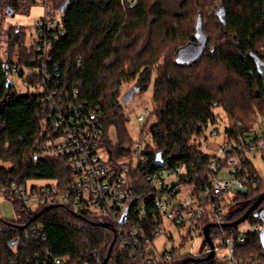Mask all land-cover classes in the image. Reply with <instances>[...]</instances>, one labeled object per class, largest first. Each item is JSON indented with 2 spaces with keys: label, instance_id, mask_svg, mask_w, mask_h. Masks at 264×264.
Masks as SVG:
<instances>
[{
  "label": "trees",
  "instance_id": "1",
  "mask_svg": "<svg viewBox=\"0 0 264 264\" xmlns=\"http://www.w3.org/2000/svg\"><path fill=\"white\" fill-rule=\"evenodd\" d=\"M65 1L51 0L61 15L64 35L50 51L47 69L52 81L48 86L59 95L75 91L82 116L98 114L94 125L110 161L128 158L133 145L119 102L121 87L132 83L143 94L153 85L156 123L146 151V168L134 171L129 220L139 222L134 207L151 191L145 176L162 169L155 166L158 157L168 167H184L181 182L198 189L217 173L218 168L212 166L215 157L202 150L209 127L218 125L216 109L222 108L233 120V126L225 129L227 143L245 137L256 126L264 128V75L259 69L264 63V0H72L61 13ZM0 5L8 16V6L16 14L35 4L0 0ZM220 7L226 14L225 25L216 14ZM208 19L215 23V39ZM27 33L26 28L9 27L5 45L0 37V190L29 181H54L64 190L74 178L67 158L50 157L42 149L54 132L48 120L49 98L40 93L21 94L15 86L6 89L9 66L30 67L35 59ZM198 45L204 49L201 56L189 63L177 61L182 50ZM219 69L227 76L222 81L216 75ZM25 82L36 84L41 78L29 76ZM242 89L247 97L239 100L236 96ZM111 128L116 129L115 145ZM244 173L249 175L248 192L239 195L242 207L230 212L227 223L240 219L264 193V181L250 160ZM10 202L15 219L0 217L1 264L14 259L13 242L21 245L18 260L22 264L39 249L66 258L67 264H103L112 249L107 264H138L120 252L122 227L117 219H102L64 204L51 205L47 212L43 211L49 206H42L34 212L21 198ZM149 213L148 209V217ZM247 221L261 223L253 215ZM38 227L46 241L27 239V232ZM215 232L210 231L211 235ZM242 248L249 255L264 257L260 233L252 234ZM206 264L220 263L212 259Z\"/></svg>",
  "mask_w": 264,
  "mask_h": 264
},
{
  "label": "built area",
  "instance_id": "2",
  "mask_svg": "<svg viewBox=\"0 0 264 264\" xmlns=\"http://www.w3.org/2000/svg\"><path fill=\"white\" fill-rule=\"evenodd\" d=\"M23 1L44 5L45 17L36 22L30 33L29 47L35 55L32 66L10 65L8 80L13 82V86L16 79L22 81L23 92L15 86L21 94L40 93L49 98L48 120L54 132L42 144V149L50 157L67 158L74 178L64 190H60L55 182L44 187L28 186L26 183L12 190L1 189L0 201L11 204L10 199L18 197L30 209L35 205L40 208L64 204L119 222L124 211L131 209L134 203L129 194L134 171H139V167L146 168L148 163L146 151L152 144L149 120L153 109L147 106L143 108V114L135 115L139 138L133 143L130 156L117 162L110 161L100 146V134L94 125L98 114L93 112L89 117L82 116L79 112L82 105L76 102L78 94L75 91L59 95L48 86L52 81L47 69L50 51L64 35L59 11L51 0ZM29 76L41 78V82L28 84L25 80ZM125 120L130 123L131 114H125ZM260 151H264V128L224 143L216 153H211L215 157L212 166L218 168L217 173L200 189L181 182V176L186 172L182 166L168 167L163 164L161 170L147 174L145 182L151 186V191L140 197L134 207L139 222L129 220V214L127 222L120 225V252L138 264H173L182 257L202 259L211 251L213 259L220 264H264V257L249 255L242 248L252 234L261 232L263 223H250L247 229L238 226L228 234H225L224 228H211L210 231L216 230L212 235L210 233L213 249L208 245L207 249L196 251V247L205 242V227L225 224L230 215L231 201L236 195L248 192L249 175L244 173V165ZM227 195L232 196L231 201L227 200ZM170 228H174V234L168 231ZM220 234L223 238L217 245L213 237L217 238ZM26 238L34 242L46 241L41 227L31 229ZM20 246L19 243L13 246L14 259L9 264H22L18 260ZM67 261L66 258L53 256L47 249H39L26 264H67Z\"/></svg>",
  "mask_w": 264,
  "mask_h": 264
},
{
  "label": "rangeland",
  "instance_id": "3",
  "mask_svg": "<svg viewBox=\"0 0 264 264\" xmlns=\"http://www.w3.org/2000/svg\"><path fill=\"white\" fill-rule=\"evenodd\" d=\"M45 7L41 3L35 4L30 6L27 11H18L14 17H9L6 15V12L1 8L0 5V26H2V32H0V37L2 38L3 45H5V38H6V30L9 27H23L28 30L27 33V45L30 46V38L31 34L30 31L32 32L34 29V26L38 20H41L45 17ZM58 16L61 18L60 13H58ZM207 24L210 27V33L213 35V38L215 39L216 36H218V32L216 31L215 23L212 21L207 20ZM2 33V36H1ZM33 36V35H32ZM1 40V39H0ZM177 61L179 63H189L191 62V58H182L181 56H178ZM202 69V68H201ZM218 76L219 80L225 79L227 76L225 72L221 69L216 74ZM15 86L16 88L19 89V92H23L25 87L22 84V81L20 79L15 80ZM135 85L132 83L129 84H124L121 87L120 91V105H122V110L124 111L125 114H131L132 121L130 123H127V127L129 129L130 136L133 139V143L139 138V125L135 121V115H141L143 114V108L150 106L151 109H153L154 113V104L152 101V94H153V85H151L146 93H136L133 101L130 104H124L122 102V96L134 89ZM239 100H242L246 98V91H239L238 95ZM123 103V104H122ZM134 111V112H133ZM215 114L218 117V125L217 126H210L208 131L206 132L207 141L203 142L202 144V150L211 154V153H216L218 150V147L222 146L224 143H226L227 138L225 135V129L228 127L233 126V120H230L227 117V114L224 112L222 108H218L215 110ZM150 124L153 126L156 123V118L154 114L150 118ZM239 123L236 122V126H238ZM216 127V130H214ZM259 129L257 126L254 128V130ZM111 142L115 145L117 143V134H116V129L111 128ZM211 132L215 133V135L211 134ZM211 134V135H210ZM261 152V151H260ZM251 160L255 166V168L258 170L260 175L262 176V180H264V160L260 158H254L251 156ZM7 165V164H4ZM28 186H38V187H44L47 185L54 184V181H29ZM239 195H236L235 199L232 200L231 195H227L226 198L228 201H231L230 203V208L229 211L232 212V210L237 209L242 207V202L239 200ZM238 198V199H237ZM237 199V200H236ZM10 204V203H9ZM5 205L2 210H0V216L2 217V214L5 219L10 220L11 218H14V210L12 205ZM31 209L36 212L39 208L37 206L31 207ZM2 211V212H1ZM227 223V222H226ZM250 221H246L243 224H241L238 228L242 229H247L250 227ZM168 231L172 234L175 233L174 228L168 229ZM220 233V232H218ZM225 234H228V232L225 230ZM223 236L220 234L219 236L213 237V240L215 244L219 245L220 241L222 240ZM208 248V245L203 242L201 245L196 247V251H202ZM188 259V258H187Z\"/></svg>",
  "mask_w": 264,
  "mask_h": 264
},
{
  "label": "water",
  "instance_id": "4",
  "mask_svg": "<svg viewBox=\"0 0 264 264\" xmlns=\"http://www.w3.org/2000/svg\"><path fill=\"white\" fill-rule=\"evenodd\" d=\"M72 0H66L65 3L63 4V6L60 9V12L63 13L67 7V5L71 2ZM8 16L9 17H14L15 13L12 11L11 7L8 6ZM217 16L219 17L221 23H223L224 25L226 24V14L223 10L222 7H220L217 12H216ZM204 49L201 45L198 46H194V47H189L186 48L184 50H182L179 54V56H181L182 58H187L191 60H195L197 59V57L201 56L203 53ZM5 69L7 70V67H5ZM259 69L262 72V74L264 75V63H260L259 65ZM13 87V82L10 80H7L6 83V89L9 91L11 90V88ZM139 90L137 88L132 89L131 91H129L128 93H126L125 95L122 96V102L124 104H130L134 97L135 94L138 93ZM213 135H215V133H213ZM163 165V162L161 160V157H158L155 161V166L156 167H161ZM264 203V193L262 195H260L257 200L253 203V205L248 209V211L237 221L232 222V223H225L222 225H208L205 227V243L207 245L210 246L211 250L213 249V243L211 241V237H210V229L211 228H224V229H232L235 227L240 226L241 224H243L244 222L247 221V219L253 215L254 219L263 223V227L262 230L260 232V238H261V242L264 248V205L261 206ZM52 208V206L47 207L43 212H47L48 210H50ZM129 211L130 208L126 209L119 221V225H124L127 222L128 216H129ZM104 227H107V225H103ZM16 242H13L11 244V246H14ZM111 251L107 257V259L105 260V262L103 264H107L110 255H111ZM214 257V253L213 251H211V253L208 255V257L204 258V259H193V258H188L183 260L180 264H189V263H195V264H201L203 262H207V261H211Z\"/></svg>",
  "mask_w": 264,
  "mask_h": 264
},
{
  "label": "crops",
  "instance_id": "5",
  "mask_svg": "<svg viewBox=\"0 0 264 264\" xmlns=\"http://www.w3.org/2000/svg\"><path fill=\"white\" fill-rule=\"evenodd\" d=\"M252 157H254V158H260V159H263L264 160V151H261V152H258V153H256L255 155H253ZM250 162L253 164V162H252V160H251V157H250ZM253 166H254V164H253ZM254 168H255V166H254ZM256 169V168H255ZM256 171H257V173H258V175L262 178V176L260 175V173L258 172V170L256 169ZM263 179V178H262ZM264 181V180H263ZM9 203L8 202H6V201H3V200H1L0 201V210H2L1 208H3V206H5V205H8ZM10 205V204H9ZM2 212V211H1ZM15 216V215H14ZM13 216V217H14ZM1 217V216H0ZM2 218H4V216H3V214H2ZM11 219H13V218H11Z\"/></svg>",
  "mask_w": 264,
  "mask_h": 264
},
{
  "label": "flooded vegetation",
  "instance_id": "6",
  "mask_svg": "<svg viewBox=\"0 0 264 264\" xmlns=\"http://www.w3.org/2000/svg\"><path fill=\"white\" fill-rule=\"evenodd\" d=\"M264 205V203L261 205V206H263ZM204 259V258H203ZM208 262V261H207ZM207 262H203V263H201V264H206Z\"/></svg>",
  "mask_w": 264,
  "mask_h": 264
}]
</instances>
